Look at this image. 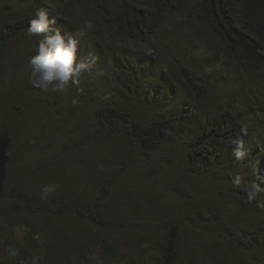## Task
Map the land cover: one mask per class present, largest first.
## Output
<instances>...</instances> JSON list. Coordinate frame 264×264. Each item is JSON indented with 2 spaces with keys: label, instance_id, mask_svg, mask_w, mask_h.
Segmentation results:
<instances>
[{
  "label": "trees",
  "instance_id": "16d2710c",
  "mask_svg": "<svg viewBox=\"0 0 264 264\" xmlns=\"http://www.w3.org/2000/svg\"><path fill=\"white\" fill-rule=\"evenodd\" d=\"M6 1L20 6L28 3L34 11L23 12L20 7L16 14L0 21V78L6 72L9 44L27 32L38 9L44 10L48 3L62 0ZM73 1L79 11H88L106 31L114 30L126 40L141 42L152 40L167 18L189 9L191 18L208 29L223 55L240 74L260 76L264 80V0ZM2 9L3 12L8 10ZM32 55L30 52L29 59ZM26 78L25 90L40 94L51 91L33 86L30 67ZM181 82L187 95L203 105L208 103L206 98L211 90L200 74L183 67ZM68 88L58 94L63 97L68 92L69 96L66 95L71 97L72 91ZM160 88H163L160 83L146 87L148 102L157 100ZM77 92L73 96L76 111L85 98L82 92ZM236 100L224 101L217 115L207 117L202 123L197 119L199 110L193 111L194 106L187 104L175 113L144 116L136 106L89 104L96 123L91 125V140L84 150L88 154L101 147L111 148L123 143L122 151L115 156L118 162L104 173L100 182L91 177L85 180L88 186L85 190L83 187L78 191L56 187L54 193L42 199L46 179L40 186H32L45 176L38 172L29 174L21 185L0 189V229L6 230V224L16 218L22 219L28 228V238L23 244L11 236L6 239L14 262L36 264L40 259L48 264H73L80 259L83 250L76 253L72 263L68 252L81 246L83 233L91 236L89 245L95 247L98 243L103 261L119 260L121 264H135L124 252L144 246L156 251L161 261L175 256L195 264H217L211 257L212 250L220 253L233 247L245 253L261 250L264 247L263 165L261 168L255 165L245 186L232 178V182L207 192L215 198L214 203L203 200L196 186L199 182L213 183L215 173L232 155L236 156L237 151L241 153L234 162L238 165L247 157L249 135H252V144L258 138L252 133L251 120L255 121V117L241 110ZM79 110L83 112L84 107ZM81 112H76L74 118L79 119ZM180 144L187 147L181 163L169 153L175 146L182 149ZM252 153H264V146H255ZM136 168L142 172L156 170L146 182L148 189L129 180ZM258 169L262 171L259 175L256 174ZM50 184L54 185L52 181ZM252 192L256 195L249 198ZM155 198L177 201L183 209L179 214L157 220L141 218L136 210L140 211L146 201ZM224 200L230 204L219 203ZM36 238H45L43 245L33 244Z\"/></svg>",
  "mask_w": 264,
  "mask_h": 264
},
{
  "label": "rangeland",
  "instance_id": "374dc122",
  "mask_svg": "<svg viewBox=\"0 0 264 264\" xmlns=\"http://www.w3.org/2000/svg\"><path fill=\"white\" fill-rule=\"evenodd\" d=\"M10 3L0 0V21L16 14L20 7L23 12L34 11L28 3H22L21 6ZM4 7L8 8L7 12L2 11ZM44 11L49 19H55L53 29L79 35L77 58L87 62L89 68L82 73L77 84H69L71 97H68V92V96L65 94L62 97L59 92L40 94L38 91L25 90L29 54H35L43 34L30 36L25 32L9 44L6 72L0 78V189L21 185L34 172L45 176L33 182V187L40 186L42 180L46 179L45 185H52V181L63 190L78 191L81 187L87 189L85 180L92 178L100 182L104 173L118 162L115 156L119 155L124 145L101 147L88 154L84 150L91 140V125L95 126L96 123L93 108L89 106L93 103H116L123 108L136 106L141 116L175 113L183 104H187L194 106L193 111L199 110L197 119L202 123L207 117H215L224 101L232 102L237 98V106L255 117V121L251 120L252 133L258 138L252 144V135H249L247 157L238 165L234 163L236 156L232 155L229 162L215 173L213 183L207 185L199 182L196 186L203 200L214 203L215 198L207 195V192L217 190L225 182H232V178L245 186L249 183L253 168L264 167V153H252L255 146H264V80L260 76L240 74L223 55L208 29L191 18L189 9L167 18L157 35L144 42L126 40L116 35L114 30L106 31L91 18L88 11H79L73 0L48 3ZM183 67L205 79V85L211 90L206 98L208 103L203 105L187 95L181 82ZM150 73L153 75L150 76ZM152 83L163 86L154 103L145 98L146 87ZM75 91L85 95L79 106L84 107L83 112L79 108L76 111L74 106ZM76 112L82 113L79 119L74 118ZM180 145L183 150L175 146L169 153L181 163L187 147ZM259 172L258 169L256 174L259 175ZM155 173L154 169L142 172L136 168L129 180L148 189L146 182ZM176 202L155 198L146 201L140 207L143 210L136 212L141 218L157 220L179 214L183 207ZM219 203L230 204L228 200ZM262 213L264 216V210ZM25 224L22 219L16 218L6 224V230L0 229L2 264H18L8 251L9 242L6 239L11 236L17 243L23 244L28 238ZM90 240V235L82 234L81 246L68 252L71 263L76 253L83 250L79 254L80 259L74 260L73 264H121L119 260L103 261L98 243L93 247L89 245ZM44 242L45 238H36L33 244L43 245ZM155 253L150 246L124 252L135 264H195L175 256L161 261ZM210 254L217 264H264V247L247 253L233 247L224 253L212 250ZM36 264L48 263L38 259Z\"/></svg>",
  "mask_w": 264,
  "mask_h": 264
},
{
  "label": "clouds",
  "instance_id": "9594fccd",
  "mask_svg": "<svg viewBox=\"0 0 264 264\" xmlns=\"http://www.w3.org/2000/svg\"><path fill=\"white\" fill-rule=\"evenodd\" d=\"M55 19H49L43 9H38L29 22L27 32L30 36L41 35L35 54L28 61L33 76V86L45 91H66L69 84H77L82 73L89 65L77 58L79 35L62 33L53 29ZM241 153L236 152L237 158ZM239 183V181H237ZM56 191L55 185H45L41 191V198H46ZM256 193L249 194V198Z\"/></svg>",
  "mask_w": 264,
  "mask_h": 264
}]
</instances>
